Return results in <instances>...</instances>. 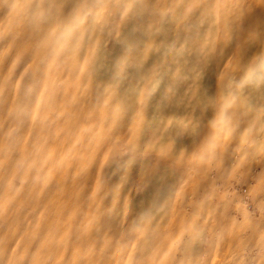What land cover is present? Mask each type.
Instances as JSON below:
<instances>
[{
  "label": "clouds",
  "instance_id": "9594fccd",
  "mask_svg": "<svg viewBox=\"0 0 264 264\" xmlns=\"http://www.w3.org/2000/svg\"><path fill=\"white\" fill-rule=\"evenodd\" d=\"M0 264H264V0H0Z\"/></svg>",
  "mask_w": 264,
  "mask_h": 264
},
{
  "label": "rangeland",
  "instance_id": "374dc122",
  "mask_svg": "<svg viewBox=\"0 0 264 264\" xmlns=\"http://www.w3.org/2000/svg\"><path fill=\"white\" fill-rule=\"evenodd\" d=\"M209 83L214 85V78H212L211 76L209 77Z\"/></svg>",
  "mask_w": 264,
  "mask_h": 264
}]
</instances>
